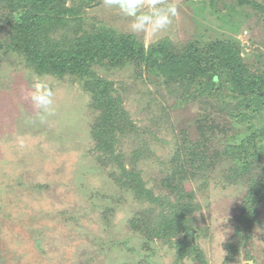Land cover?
<instances>
[{
	"label": "rangeland",
	"instance_id": "374dc122",
	"mask_svg": "<svg viewBox=\"0 0 264 264\" xmlns=\"http://www.w3.org/2000/svg\"><path fill=\"white\" fill-rule=\"evenodd\" d=\"M174 2L178 15L173 24L150 38L147 46L163 37L183 44L209 23L216 30H205L206 36L238 38L243 54L264 70L263 21L253 16L233 31L219 17L226 16L227 10H212V14L208 7L205 15H196L197 4L191 0ZM67 6L78 9L69 22V31L82 27L91 32L95 26L132 33L131 18L104 6L103 0H90L85 6L68 1ZM64 30L60 28L53 37L59 40L65 34L69 36ZM135 35L145 44L143 34ZM93 68L114 84V96L123 100L139 131L121 137L116 151L123 154L125 165L130 167L132 152L141 150L143 156L137 167L146 186L156 195L167 194L161 181L170 171L177 136L191 119L195 121L200 105L180 103L163 81L145 70L133 78L129 70ZM33 76L45 77L54 91L55 110L51 115L41 114L31 103ZM91 100L78 77L40 76L16 53L0 50V264H174L173 248L157 238L147 243L144 234L131 229V218L147 205L137 203L128 189L116 184L112 175L120 176L116 164L98 161L100 154L93 151L90 135L95 116ZM154 121L159 122L156 125ZM211 176V188H199L192 182L188 189L202 205L197 212L200 225L209 228V233H202L199 239L209 264H225V243L234 230L232 217L247 187L245 182H225L219 168ZM259 211L249 245L254 257L248 260L250 264L255 260L264 264V200ZM191 228L196 237L199 231ZM246 261L243 257L240 262ZM183 264L198 262L187 258Z\"/></svg>",
	"mask_w": 264,
	"mask_h": 264
},
{
	"label": "trees",
	"instance_id": "16d2710c",
	"mask_svg": "<svg viewBox=\"0 0 264 264\" xmlns=\"http://www.w3.org/2000/svg\"><path fill=\"white\" fill-rule=\"evenodd\" d=\"M68 1L85 6L90 0H0V50L16 53L40 76L70 75L83 81L92 99L95 116L90 135L93 151L100 154L98 161L116 164L120 172L119 177L112 173L116 184L128 189L137 203L147 205L139 215H133L131 229L144 234L147 243L157 238L173 248L174 264H183L187 258L209 264L199 242L209 228L200 225L197 212L202 205L188 189L191 183L211 188L208 179L218 168L225 182H245L247 193L232 217L234 230L225 243L224 262L250 264L248 260L254 257L249 245L264 200V70L243 54L238 38L206 36L205 30H216L209 23L183 44L163 37L147 47L135 34L115 29L93 26L91 32L82 27L69 31V22L78 9L67 6ZM191 2L197 4L196 15H203L208 7L209 13L227 10L226 16L219 17L233 31L253 16L264 23V0ZM60 28L69 36L65 34L58 40L53 35ZM94 65L129 70L133 78L145 70L163 81L169 92L181 99L180 103L200 105L195 121L191 119L181 138L177 136L170 171L161 181L167 194L156 195L146 186L142 170L137 167L143 156L141 150L132 152L130 167L125 165L123 154L116 151L121 137L130 132L136 135L138 128L123 100L114 96V84L99 76ZM191 227L199 231L194 241L184 237ZM243 257L245 263L240 262ZM254 264L259 262L255 260Z\"/></svg>",
	"mask_w": 264,
	"mask_h": 264
},
{
	"label": "clouds",
	"instance_id": "9594fccd",
	"mask_svg": "<svg viewBox=\"0 0 264 264\" xmlns=\"http://www.w3.org/2000/svg\"><path fill=\"white\" fill-rule=\"evenodd\" d=\"M103 5L116 8L125 17L131 18L130 31L144 35L145 47L150 38L166 32L178 15L174 0H103ZM30 87L29 97L33 106L41 114H53L55 94L47 79L33 76Z\"/></svg>",
	"mask_w": 264,
	"mask_h": 264
},
{
	"label": "water",
	"instance_id": "95a60500",
	"mask_svg": "<svg viewBox=\"0 0 264 264\" xmlns=\"http://www.w3.org/2000/svg\"><path fill=\"white\" fill-rule=\"evenodd\" d=\"M195 229L194 228H190L186 231V233L184 234V237H191L192 240L194 241L195 240Z\"/></svg>",
	"mask_w": 264,
	"mask_h": 264
}]
</instances>
